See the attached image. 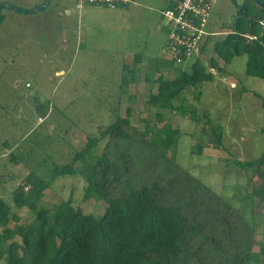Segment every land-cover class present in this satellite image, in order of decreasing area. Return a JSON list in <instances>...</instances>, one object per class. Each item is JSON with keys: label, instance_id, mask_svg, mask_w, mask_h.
Listing matches in <instances>:
<instances>
[{"label": "rangeland", "instance_id": "rangeland-1", "mask_svg": "<svg viewBox=\"0 0 264 264\" xmlns=\"http://www.w3.org/2000/svg\"><path fill=\"white\" fill-rule=\"evenodd\" d=\"M64 1L73 2L51 0L45 9L37 12L1 9L5 20L0 26V116L3 115L1 111L4 113L0 135L2 132L11 133L12 138L16 134L22 135L36 118L33 110L41 113L44 107L49 108L44 114V122L42 120L38 126L42 129V136L37 137L38 153L32 154L33 159L24 161L28 168L4 170L0 163V197L10 204V214L20 219L18 224L10 222L8 228L0 226V232L13 230L10 241L18 243L21 242L17 234L19 226L30 223L35 215L27 207L14 206L11 190L23 185V179L30 177L33 190L36 183L40 185L37 195L44 208L52 209L61 200L73 196L80 218L100 217L108 204L93 193L84 196L87 175L78 173L56 179L51 186H46L50 176L46 167L51 168L53 163L72 164L81 172L85 163L91 162L93 155L104 149L107 140L98 139L99 132L114 121L112 113L115 109L120 117L129 119L131 128L149 133L158 124L157 109L149 105L150 98L157 93V86L188 70V65H170L167 61L170 58L151 39L152 31H147L152 25L161 24L163 11L173 1L134 0L128 8H102L92 16L83 12L87 9L83 6L73 17L66 11L59 17L57 12ZM241 1L236 0L237 3ZM45 2L0 0V5L31 11ZM86 6L92 12L99 5ZM144 6L150 7L146 12L149 14L147 19L145 15L131 12L143 10ZM235 12L232 0H216L209 30L217 35L211 37L207 53L200 57L214 80L204 82L197 90L186 88L183 100L174 102L193 108L200 123H194L188 114L166 110L162 112L163 124L181 132L174 156L176 164L241 211L255 230L253 250L258 252L264 243V203L257 195L253 196V192L264 187V176H258L254 169L238 168L233 160H255L263 153L264 136L260 129L264 126V79L246 75L245 56L234 57L225 64L214 53L212 45L229 32L227 26L233 22ZM80 15H84L83 21ZM65 27H73L79 33L78 43L71 38L67 43L66 38L58 35ZM146 52L151 55V61L156 59V65L147 57L140 62L142 53ZM211 58L216 60L218 67L211 66ZM122 65L125 66L123 72ZM56 68L62 69L65 75H55ZM123 79L129 83L122 86ZM19 109H24L20 119ZM205 115L214 126L222 128V144L218 149L210 142V126L206 125ZM3 127L6 128L4 131ZM94 139H98L97 148L85 159L73 162L74 154ZM34 140L35 137L31 142ZM198 145L203 147L200 154ZM27 188L31 187H25L24 191ZM53 245H58L57 239Z\"/></svg>", "mask_w": 264, "mask_h": 264}, {"label": "trees", "instance_id": "trees-1", "mask_svg": "<svg viewBox=\"0 0 264 264\" xmlns=\"http://www.w3.org/2000/svg\"><path fill=\"white\" fill-rule=\"evenodd\" d=\"M232 2L234 20L225 37L213 42V51L225 64L245 56L246 75L264 79V0ZM4 18L0 11V26ZM152 63L156 65V59ZM210 64L218 67L215 59ZM187 67L178 77L163 80L150 98L158 124L149 133L131 128L129 119L120 117L115 109L114 121L99 132L98 139L107 140L104 149L81 172L72 164L46 167L50 171L46 186L78 173L87 175L84 196L93 193L108 204L100 217L80 218L73 196L52 209L44 208L37 195L40 185L36 183L33 190L30 177L11 190L14 206L27 207L35 217L19 226L20 243L10 241L13 230L0 232L1 264H264V243L258 252L253 250L255 230L241 211L176 164L181 132L163 124L162 112L188 114L194 123H200L193 108L174 102L183 100L186 88L197 90L214 80L201 60ZM128 83L123 79L121 85ZM44 109L37 112L41 117L48 107ZM205 118L210 142L218 149L222 128ZM262 121L264 124V113ZM260 132L264 136V126ZM98 139L75 153L73 162L96 149ZM202 148L198 145L199 154ZM233 163L264 176V150L255 160L235 159ZM27 186L31 188L24 191ZM255 195L264 203V187L254 191ZM19 221L0 197V226L8 228L10 222Z\"/></svg>", "mask_w": 264, "mask_h": 264}, {"label": "built area", "instance_id": "built-area-1", "mask_svg": "<svg viewBox=\"0 0 264 264\" xmlns=\"http://www.w3.org/2000/svg\"><path fill=\"white\" fill-rule=\"evenodd\" d=\"M128 0H76V7L105 6L115 9ZM216 0H178L162 13L160 26L166 30L163 47L167 60L174 67H184L201 60L207 46L217 32L209 30ZM29 87V84H26ZM39 121H42L39 118ZM28 189V188H27ZM26 189V190H27Z\"/></svg>", "mask_w": 264, "mask_h": 264}, {"label": "crops", "instance_id": "crops-1", "mask_svg": "<svg viewBox=\"0 0 264 264\" xmlns=\"http://www.w3.org/2000/svg\"><path fill=\"white\" fill-rule=\"evenodd\" d=\"M170 1H173V2L170 3V4L173 5L174 2H176L178 0H170ZM130 3L133 4V3H135V1L134 0H128V2L126 4L121 5L119 7L126 8L128 6V4H130ZM137 5H138V3L134 4V6H137ZM119 7H117V8H119ZM59 8L60 9L57 12L59 17L64 16V14H65V13L63 14L64 11L67 12V15L69 17L70 16L73 17L75 15V11L76 10L79 11L80 9H82V8L79 9V8L76 7V0H73V2L64 1V2H62L60 4ZM84 8H87V9H85V11H83V12H85V14L87 16H92L93 14H96L97 11L103 10L102 8H105V9H108V10L117 9V8L109 9V8H107L105 6H103V7H99L98 6L97 8H94V9L92 8L93 10L91 12V9H88V6L85 5V7H83V9ZM149 11H150V7H145L144 6L143 10L133 9L131 12L132 13H136V14L145 15V19H147L149 14H146V12H149ZM4 20H5V18H4ZM80 20H82V21L84 20V15H82V16L80 15ZM72 28L73 27H65V28L62 29V32L61 31L59 32L58 35H60L61 38H63V37L66 38L67 39V43H68L69 38L75 39L76 43H78L79 39H80V36H78L79 33L77 31H74ZM147 31H152L151 39L154 41L155 46L156 45L160 46V50L162 52L164 44H165V41H166V30L164 28H162L160 25H152L151 28H147ZM161 31H163V32H161ZM149 34H150V32H149ZM61 45H63V44H61ZM133 56L134 57L135 56L138 57V55H133ZM142 56H143L142 59L141 60L139 59L140 62H143V58L144 57H147L149 59V61H151L150 60L151 55L147 54V52L146 53H142ZM151 62H153V61H151ZM160 67H162V66L160 65ZM121 70L123 72V65H122V69ZM55 75L60 77V76L65 75V72L62 69L56 68ZM26 109L28 110L27 107H26ZM23 110L24 109H19L18 110L17 115L19 116V119H20V116H21L20 114L23 113ZM48 110H49V108H48ZM1 113L4 115L3 111H1ZM32 114L36 115V118H35V120L32 123V127H30L29 129L25 130L22 133V135L21 134H16V136L12 138L11 133H6V132H2L1 133V135H0V163L2 164V167H3L4 170H6L8 168H10V169L11 168L20 169L21 167L28 168V166L26 164H24V161H28L29 159H33V156H32L33 153H35V155H37V153H38V152H36V151H38V149H37V143H38L37 142V137L38 136H42V129H39V127H38L40 125V123H41V121H39V118H41L43 120V122H44V118L45 117H41L34 110H33ZM3 115L0 116V122L4 119ZM2 126L3 125H0V129L2 128ZM46 128H47V126H46ZM4 129H6V128L3 127L2 131H4ZM32 134H34L33 137H31ZM34 137H35V140L33 142H31V139L34 138ZM10 139L12 140V142L10 141ZM26 142H29L28 145L26 147H23L24 144H26ZM15 153H16L17 156H15ZM14 159H16L17 162H15ZM36 163H37V161H36Z\"/></svg>", "mask_w": 264, "mask_h": 264}, {"label": "water", "instance_id": "water-1", "mask_svg": "<svg viewBox=\"0 0 264 264\" xmlns=\"http://www.w3.org/2000/svg\"><path fill=\"white\" fill-rule=\"evenodd\" d=\"M51 0H47L43 5L39 6V7H36L34 8L33 10L31 11H26V10H22V12H37V11H40V10H43L47 7L48 3L50 2ZM4 7H7V8H10V9H13V10H16V11H20L19 9L11 6V5H8V4H2L0 5V10Z\"/></svg>", "mask_w": 264, "mask_h": 264}, {"label": "flooded vegetation", "instance_id": "flooded-vegetation-1", "mask_svg": "<svg viewBox=\"0 0 264 264\" xmlns=\"http://www.w3.org/2000/svg\"><path fill=\"white\" fill-rule=\"evenodd\" d=\"M46 1H47V0H46ZM49 4H50V2L48 3V5H49ZM1 5H2V4H1ZM41 5H42V4H41ZM48 5H47V6H48ZM38 7H39V6H38ZM0 11H1V10H0ZM20 11H21V10H20Z\"/></svg>", "mask_w": 264, "mask_h": 264}]
</instances>
